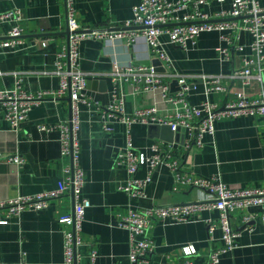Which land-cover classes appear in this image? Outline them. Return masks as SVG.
<instances>
[{
    "label": "crops",
    "instance_id": "1",
    "mask_svg": "<svg viewBox=\"0 0 264 264\" xmlns=\"http://www.w3.org/2000/svg\"><path fill=\"white\" fill-rule=\"evenodd\" d=\"M141 0H75V19L88 29L120 30L124 22L133 17V8ZM172 3L179 0H168ZM264 8V0H258ZM20 11L23 20L17 24L23 30V45L19 50L0 49V90H13L19 86L24 92H56L60 79L57 63L67 38L65 0H0V15ZM230 10V3L218 4L208 0L200 11L211 21H219L220 13ZM191 7L178 12L183 18ZM16 24L1 26L5 34ZM165 41V38L162 39ZM41 43H45L42 47ZM249 38L244 35L242 52L233 50L230 61H221L218 49L224 46L216 32L202 33L195 45L183 50L165 45L171 60V72L187 77L194 87L188 93L190 104L204 98L201 76L222 75L226 92L209 96L211 103L222 107L242 91L238 80L230 76L241 67L242 57L250 55ZM150 52L143 41L128 45L125 40H84L79 45V69L90 82H105L106 91L98 85L87 89L86 98L91 107H81V125L77 134L80 147L78 162L84 173V196L90 201L81 232V245L75 250L76 264H130L129 233L120 223L129 210H144L156 206L182 205L204 202L207 194L197 189L176 184L175 174L209 179L218 176L230 189L264 190V117H240L215 123L213 137H205L202 149L162 154V164L150 174L144 196L130 198L123 190L130 179L125 168L116 167L118 152L125 147L128 137L136 149L150 155L154 141L168 145L173 137L161 126H126L118 118L112 119L110 130L102 128L107 107L116 98L124 97V112L131 116L139 109L161 108L159 94H132L128 83L112 80L115 68L125 74L128 65L152 67ZM63 65V69H65ZM159 74V73H158ZM255 74V73H254ZM123 77V76H122ZM172 84V83H171ZM171 87V85H170ZM177 89L178 85L176 86ZM171 90V89H170ZM176 92V91H175ZM246 100L264 96V83L254 81L244 90ZM70 115L67 95L60 100H46L34 107L17 133L0 121V201L28 197L55 191L65 179L67 161L61 158L58 126ZM51 128L49 132L39 127ZM19 156L24 165L17 168L7 159ZM168 166H175L171 171ZM142 168L136 174L139 180L149 173ZM71 197L50 200L41 211H26L0 226V264H61L63 235L69 227L59 220L73 213ZM191 222L184 225L155 223L148 232L154 251L147 255V264H178L179 249L193 245L194 264H206L208 254L221 246L220 231L209 234L205 221L218 219L216 211L197 212ZM240 216L233 219L239 225ZM240 231V230H239ZM92 255L94 256L91 261ZM219 264H264V231L255 224L251 231H240L236 248L221 256Z\"/></svg>",
    "mask_w": 264,
    "mask_h": 264
},
{
    "label": "built area",
    "instance_id": "2",
    "mask_svg": "<svg viewBox=\"0 0 264 264\" xmlns=\"http://www.w3.org/2000/svg\"><path fill=\"white\" fill-rule=\"evenodd\" d=\"M207 1L179 0L172 3L168 0H141L133 8L132 19L124 22L122 29L99 30L80 27L75 19V0H65L67 30L70 36L59 55L61 59H65V63H57L59 89L56 92L35 94L24 92L19 86L13 90H0V121L7 123L14 133L18 132L34 107L46 100H60L67 95L70 102L69 119L57 127L61 158L67 161L65 179L58 184L55 191L0 201V226L7 225L10 219L17 218L26 211L45 209L50 200L63 196L71 197L74 203L73 213L59 220V223L70 228L63 235L61 264H76L75 250L81 245L82 226L86 212L91 207L90 201L83 193L85 179L78 162L80 147L77 140L81 125V107L92 105L86 98L89 77L80 71L78 65L79 45L84 40H125L128 45L143 41L151 58L158 60L165 71L158 74L153 68L131 64L126 67L125 74H121L118 68L114 70L116 77L112 82L124 80L133 95L159 94L162 109H139L133 115L126 116L124 97L116 98L114 94V101L106 109L108 114L103 116V130L109 131L112 119L120 118L128 127L135 124L161 126L168 128L173 134V139L168 145L154 141L149 147V156L136 149L128 137L125 147L118 152L114 163L116 167L125 168L130 176L123 188L130 198L144 196V188L150 182V174L162 164L161 157L166 148L172 153L187 152L193 148L202 149L205 146V137H213L217 121L264 117V96L248 101L244 95V90L254 81L264 83V8L259 6L258 0H211L218 4L230 3V10L220 13L216 18L219 21L214 22L200 11ZM188 7H191L192 13L184 15L183 18L177 16L178 12ZM22 20V14L17 10L0 15V28L5 24H16L5 34H2L0 29V49L16 51L24 47L21 40L24 33L17 25ZM209 32L220 35L224 46L217 51L219 59L224 62L230 61L233 50L242 52L243 47L238 45L241 32L249 38L247 47L250 55L242 57L241 67L234 69L230 76L240 82L242 91L237 92L235 99L226 102L222 107L211 103L209 96L226 92L223 76H201L204 98L196 104H190L188 93L194 85L187 82V77L171 72V60L165 50V45L187 50L189 46L195 45L200 34ZM41 46L44 47L45 43H41ZM174 81L179 89L171 92L170 85ZM50 130L52 129L46 126L39 127L42 132ZM7 162L17 168L24 165V160L19 156L10 157ZM168 167L171 171L177 169L175 166ZM142 168H146L149 175L139 180L136 174ZM175 178L179 186L206 192L207 199L204 202L129 210L119 225L129 233L130 264H147V255L154 251L148 232L155 223L184 225L191 222L192 216L197 212L218 213L216 222L205 221L210 235L216 230L220 231L221 242L219 248L208 254L206 264H219L222 255L233 251L241 230L251 231L253 226L258 224L264 231V190L230 189L218 176L205 179L175 174ZM237 215L240 216L239 225L234 227L233 219ZM194 255L196 249L193 245L181 247L178 264H194ZM93 258L92 255L91 261Z\"/></svg>",
    "mask_w": 264,
    "mask_h": 264
},
{
    "label": "water",
    "instance_id": "3",
    "mask_svg": "<svg viewBox=\"0 0 264 264\" xmlns=\"http://www.w3.org/2000/svg\"><path fill=\"white\" fill-rule=\"evenodd\" d=\"M66 38H67V42H68V39H69V36H70V33H69V31L68 30H66L64 33H62ZM239 37H240V44H243V38H244V33H240L239 34ZM152 67H153V70H154V72H156V73H159V74H163L165 71H164V69L161 67V64H160V62L158 61V60H153L152 61ZM96 85H98V90L99 91H101V92H105L106 91V83L105 82H100V83H96V82H90V81H88L87 82V89H90L91 87H94V86H96ZM176 86H177V82L176 81H174V82H172V84H171V87H170V89H171V92H175V91H177L178 89L176 88ZM69 104H70V102H69ZM166 128V127H165ZM168 129V128H167ZM169 130V129H168ZM170 131V130H169ZM171 133V132H170ZM171 135H172V137H173V134L171 133Z\"/></svg>",
    "mask_w": 264,
    "mask_h": 264
}]
</instances>
